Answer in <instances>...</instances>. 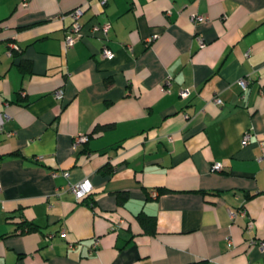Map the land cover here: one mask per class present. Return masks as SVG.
<instances>
[{"label": "crops", "instance_id": "0c3cea01", "mask_svg": "<svg viewBox=\"0 0 264 264\" xmlns=\"http://www.w3.org/2000/svg\"><path fill=\"white\" fill-rule=\"evenodd\" d=\"M0 111V264H264V0H0Z\"/></svg>", "mask_w": 264, "mask_h": 264}, {"label": "built area", "instance_id": "2783aa9c", "mask_svg": "<svg viewBox=\"0 0 264 264\" xmlns=\"http://www.w3.org/2000/svg\"><path fill=\"white\" fill-rule=\"evenodd\" d=\"M98 1L102 7H105L109 0H98ZM24 4L27 5V1H24ZM87 4L88 3L86 2V3H82L80 5H77L76 7L72 8L70 11H68L67 13L60 15V17H62V18L66 17V16H68L70 18V23L65 28V35H64V39H63L65 49H69L72 46H74L75 43H77L79 40H81L85 35L81 18L85 12V8H86ZM191 20L194 23H198V22L207 21L208 17L205 14L194 13L191 16ZM111 26L112 25L110 22H97L91 26V31L93 33L98 34L99 37L104 41V45L102 47V56L106 57V58H112L114 56L113 49L107 44L109 37H110ZM199 40L201 43H203V39L201 37ZM11 48L18 49L19 45L17 43H12ZM239 83L243 88H246L247 84L249 83V79L247 77H241L239 79ZM166 85L167 86L170 85V79L166 80ZM188 94H189V91H187V90L182 91L183 96H187ZM55 95L58 97H62L63 96V89L61 88V89L57 90L55 92ZM213 100L218 105L223 104V99L219 96L214 97ZM186 116H188V115L186 114ZM9 118H10V115L7 112L0 111V131H4L5 124H6L7 120H9ZM14 133H15V131L9 132V134H14ZM252 137H253L252 131L247 130L243 135V140H242L243 144L244 145L248 144L251 141ZM88 138H89L88 135H77L75 137V141H74L75 145H77L80 142L88 140ZM168 139L170 141H172L173 140L172 135H169ZM258 142L261 146L264 145L263 139H260ZM35 159L41 161V160H44L45 157H44V155H37L35 157ZM259 159L264 160V155L261 156ZM213 167L215 169H220L222 167V163L215 162L213 164ZM59 173H60L59 171L53 170L52 176L56 177L59 175ZM62 174L64 176L68 177L69 171H63ZM69 189L76 195V197L78 199H81L84 196H86L87 193H89L91 191L92 186L88 180H83V181H80L77 183H70ZM1 191H2V185L0 183V192ZM156 193H157L156 191L153 192V194H156ZM98 242L99 241L97 239L96 243H98ZM230 243H231V240H230ZM254 243H255V241H251V244H254ZM258 244L261 246V248L264 249V240H260L258 242Z\"/></svg>", "mask_w": 264, "mask_h": 264}, {"label": "trees", "instance_id": "16d2710c", "mask_svg": "<svg viewBox=\"0 0 264 264\" xmlns=\"http://www.w3.org/2000/svg\"><path fill=\"white\" fill-rule=\"evenodd\" d=\"M21 68L23 70L29 69V62H22ZM104 126H101L97 129L103 128ZM161 192H168L170 191L168 188H161ZM126 194L124 192L118 193V200L119 202H123L124 198H126ZM138 220L140 221L141 225L148 233H155L157 231V219L155 215H150L144 212H139L137 214ZM19 227L22 231H34L39 229V225H37L34 222L23 220Z\"/></svg>", "mask_w": 264, "mask_h": 264}]
</instances>
